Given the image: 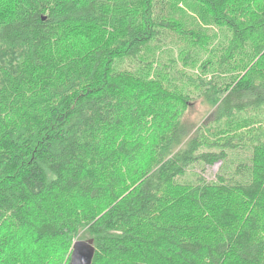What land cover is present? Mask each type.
I'll list each match as a JSON object with an SVG mask.
<instances>
[{
    "label": "trees",
    "instance_id": "1",
    "mask_svg": "<svg viewBox=\"0 0 264 264\" xmlns=\"http://www.w3.org/2000/svg\"><path fill=\"white\" fill-rule=\"evenodd\" d=\"M87 238L91 264H264V0H0V264Z\"/></svg>",
    "mask_w": 264,
    "mask_h": 264
},
{
    "label": "rangeland",
    "instance_id": "2",
    "mask_svg": "<svg viewBox=\"0 0 264 264\" xmlns=\"http://www.w3.org/2000/svg\"><path fill=\"white\" fill-rule=\"evenodd\" d=\"M201 104H202L201 102H197L196 108L191 110L187 114V120L189 122H192L193 124H195V127H197L199 124H201L203 122V120L205 119V117L207 115H209V113L206 112L205 107ZM240 157L244 158L242 154L236 153V154L232 155L233 163L228 162V166L230 169L235 164L238 163L237 160ZM219 165H220V163H213V164H206V165H203L201 163H196L195 165L189 167L186 170V172L178 178V181L181 183H183V182H190V183L192 182L193 183L196 181V178L198 176H202L207 180H213L216 178V174H217V171L219 169ZM71 250H72V248H71ZM69 261H70V256H69Z\"/></svg>",
    "mask_w": 264,
    "mask_h": 264
},
{
    "label": "water",
    "instance_id": "3",
    "mask_svg": "<svg viewBox=\"0 0 264 264\" xmlns=\"http://www.w3.org/2000/svg\"><path fill=\"white\" fill-rule=\"evenodd\" d=\"M93 238L78 239L73 242L69 264H91L95 247Z\"/></svg>",
    "mask_w": 264,
    "mask_h": 264
}]
</instances>
